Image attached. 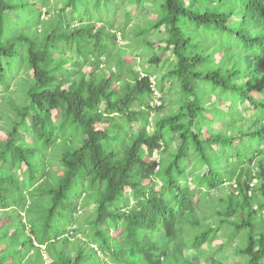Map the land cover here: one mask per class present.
Returning a JSON list of instances; mask_svg holds the SVG:
<instances>
[{
    "label": "trees",
    "instance_id": "trees-1",
    "mask_svg": "<svg viewBox=\"0 0 264 264\" xmlns=\"http://www.w3.org/2000/svg\"><path fill=\"white\" fill-rule=\"evenodd\" d=\"M118 1L0 0V264H192L225 227L243 233L233 257L264 264V0H134L154 21L131 37ZM88 200L86 244L69 254Z\"/></svg>",
    "mask_w": 264,
    "mask_h": 264
},
{
    "label": "rangeland",
    "instance_id": "rangeland-1",
    "mask_svg": "<svg viewBox=\"0 0 264 264\" xmlns=\"http://www.w3.org/2000/svg\"><path fill=\"white\" fill-rule=\"evenodd\" d=\"M55 1V0H54ZM156 1V0H153ZM152 9L149 8H145V7H140L137 8L136 5L134 4V0H121L120 2H117V10L115 12V21H114V27H120L123 25V22L125 21L124 18V13H129L130 16V21L128 24V28L126 31V36L127 37H131L133 35L132 30L135 29L136 27H142L145 23L147 22H152L154 21V16L151 15V11ZM12 18H15V14H11ZM113 16V14L111 15ZM98 26V25H97ZM117 39L118 41L122 42V36L123 33L118 34L117 32ZM161 36V34H151L150 39L151 40H157L159 37ZM138 53H141V50L137 51ZM134 67L138 68L140 72H142L144 69H150V70H155L158 67H155L154 64H149L146 63V61H142L140 59H136L134 61ZM160 74V73H159ZM23 80L22 77L17 78L16 81L21 82ZM62 85L64 88H68V84H65L64 82H62ZM12 92L16 93V92H20L21 90L17 89V86L12 85L11 88ZM178 91H176V89H174L171 93V95H168L167 92L165 91L164 95L165 98L169 99V98H178ZM1 96V95H0ZM157 103V99L155 101ZM159 104V103H158ZM174 107H172V103L170 101H168L165 104L164 109L160 112L162 114H168L171 111H174ZM160 113L157 112H152V114L150 115L149 118V123H152V120L158 116V114L160 115ZM28 123L30 124V118L28 119ZM31 125V124H30ZM8 126V113H4V112H0V136L2 135L3 129H6ZM172 149H175L178 147V138L176 135L172 136ZM61 149V146H59L58 144L55 145L52 149H50L49 151V156L55 158L54 153L59 152V150ZM255 187L257 188L258 185L256 184ZM253 187V188H255ZM226 192V187H223L222 189L218 190L217 193L215 194L214 199H207L205 201V203L203 204L204 206L202 208H200L198 210V216H201L199 218L202 217H206L207 220H202L199 219L202 224L204 226H210V227H216V222L219 220V218L215 215L216 213V209L218 208V198H220L221 196H223ZM127 193H130L129 190H127ZM79 208V212L77 214V225L73 226L71 228V230H74V234L70 235V241L69 243L66 245V251L69 254H72L76 248L85 245L86 243V238L84 236L83 233H81L83 230H86V232H88L90 230V226L88 225L87 222H89L96 210V206L94 204V202L92 200H88L87 202L85 201H81L78 205ZM3 212H0V218L3 216ZM78 228V229H77ZM101 229H105L106 225L101 226ZM75 230H81V231H75ZM228 236L232 237L233 235L230 232V228L229 227H225L222 230H220L217 235L213 238L211 245H210V249L209 247L205 246L202 250H199L196 253H189L188 255H186V258L188 259V262L192 263V264H245V260L244 258L240 257V256H235L233 257L231 254L233 252V250L235 249H239L243 246V233L242 234H238L237 236H235V238L233 240H229ZM155 239L162 241L164 239V237L161 234H156ZM222 244H227L228 245V249L226 250V252H224L222 255L220 256H215L212 255V253L214 251H216L218 249L219 246H221ZM60 246V245H58ZM91 248L93 247H89L86 246V252H90ZM207 249V250H206ZM43 253V260L45 264H49L50 261L48 259V257ZM104 258L102 256L101 253H97L96 256L93 259H90L91 264H103ZM5 264V263H3ZM22 264H31L30 261V256H28L23 262ZM178 264H186L183 260H178Z\"/></svg>",
    "mask_w": 264,
    "mask_h": 264
},
{
    "label": "built area",
    "instance_id": "built-area-1",
    "mask_svg": "<svg viewBox=\"0 0 264 264\" xmlns=\"http://www.w3.org/2000/svg\"><path fill=\"white\" fill-rule=\"evenodd\" d=\"M152 84L155 85V82L152 81ZM152 90H153V94H154V96H155L156 98L160 97V94L158 93V91L155 89L154 86H153Z\"/></svg>",
    "mask_w": 264,
    "mask_h": 264
}]
</instances>
